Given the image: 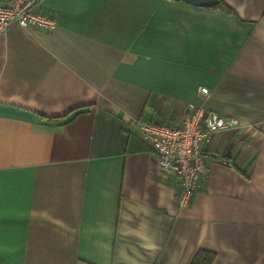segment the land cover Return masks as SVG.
<instances>
[{
    "label": "crops",
    "instance_id": "obj_1",
    "mask_svg": "<svg viewBox=\"0 0 264 264\" xmlns=\"http://www.w3.org/2000/svg\"><path fill=\"white\" fill-rule=\"evenodd\" d=\"M221 1L42 0L54 29L0 33V264H264V0ZM190 103L238 125L180 207L132 121Z\"/></svg>",
    "mask_w": 264,
    "mask_h": 264
},
{
    "label": "built area",
    "instance_id": "obj_2",
    "mask_svg": "<svg viewBox=\"0 0 264 264\" xmlns=\"http://www.w3.org/2000/svg\"><path fill=\"white\" fill-rule=\"evenodd\" d=\"M42 0H9L0 2V33L10 25H28L50 31L55 28L57 18L38 10ZM202 95L207 88H200ZM140 137L149 142L157 157V165L164 174L178 179L177 200L180 207L190 204L194 192L207 171V164L202 154L201 143L209 135L228 127H235L238 122L232 118L209 111L203 106L190 103L187 105L181 121L177 124H164L155 120L132 121Z\"/></svg>",
    "mask_w": 264,
    "mask_h": 264
},
{
    "label": "trees",
    "instance_id": "obj_3",
    "mask_svg": "<svg viewBox=\"0 0 264 264\" xmlns=\"http://www.w3.org/2000/svg\"><path fill=\"white\" fill-rule=\"evenodd\" d=\"M221 7L227 8L224 2L219 0ZM215 254L208 251H198L190 264H212Z\"/></svg>",
    "mask_w": 264,
    "mask_h": 264
},
{
    "label": "water",
    "instance_id": "obj_4",
    "mask_svg": "<svg viewBox=\"0 0 264 264\" xmlns=\"http://www.w3.org/2000/svg\"><path fill=\"white\" fill-rule=\"evenodd\" d=\"M196 6H213L219 3V0H183Z\"/></svg>",
    "mask_w": 264,
    "mask_h": 264
}]
</instances>
